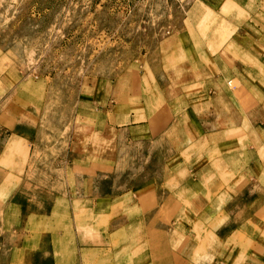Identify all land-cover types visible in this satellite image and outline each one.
<instances>
[{
    "label": "crops",
    "instance_id": "0c3cea01",
    "mask_svg": "<svg viewBox=\"0 0 264 264\" xmlns=\"http://www.w3.org/2000/svg\"><path fill=\"white\" fill-rule=\"evenodd\" d=\"M197 7L214 21L206 32L181 30L172 54L160 49L154 64L103 91L102 104H88L113 155L156 146L148 175L121 195L48 206L35 223L36 254L54 264H264V0ZM230 77L240 88H228ZM30 109L0 106V128L31 127ZM25 142L11 135L0 155ZM105 166L96 169L112 172Z\"/></svg>",
    "mask_w": 264,
    "mask_h": 264
},
{
    "label": "rangeland",
    "instance_id": "374dc122",
    "mask_svg": "<svg viewBox=\"0 0 264 264\" xmlns=\"http://www.w3.org/2000/svg\"><path fill=\"white\" fill-rule=\"evenodd\" d=\"M197 4L0 0V88H14L0 98V106L31 108L25 120L31 127L0 128V152L11 135H25L29 142L12 144L0 155V264H54L51 256L33 250L38 245L35 223L48 206L113 191L121 195L148 175L144 167L156 146H131L113 155L115 145L97 139L105 126L89 121L88 104H102L103 91L154 64L160 49L164 57L172 54L181 30L197 26L206 32L214 21ZM229 81L231 90L240 88L238 78ZM238 105L243 110L244 103ZM167 158L159 154L154 165ZM107 160L112 172L96 169L106 170ZM42 243L44 250L47 239Z\"/></svg>",
    "mask_w": 264,
    "mask_h": 264
}]
</instances>
